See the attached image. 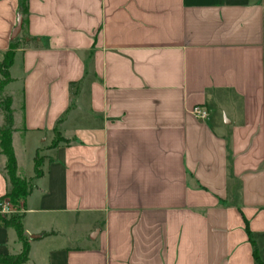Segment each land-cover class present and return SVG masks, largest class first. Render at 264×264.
Returning <instances> with one entry per match:
<instances>
[{
  "label": "crops",
  "instance_id": "obj_1",
  "mask_svg": "<svg viewBox=\"0 0 264 264\" xmlns=\"http://www.w3.org/2000/svg\"><path fill=\"white\" fill-rule=\"evenodd\" d=\"M20 13L0 0V62ZM23 25L25 264H258L254 243L264 263V0H28ZM22 250L0 221V258Z\"/></svg>",
  "mask_w": 264,
  "mask_h": 264
},
{
  "label": "trees",
  "instance_id": "obj_2",
  "mask_svg": "<svg viewBox=\"0 0 264 264\" xmlns=\"http://www.w3.org/2000/svg\"><path fill=\"white\" fill-rule=\"evenodd\" d=\"M20 12V14L23 15L24 24L25 16L28 12V0H20ZM28 46L37 47L39 46V42L32 37H24L21 41H15V39L12 41L10 49L5 53L3 61L0 62V91L4 90L6 86L13 81L10 74V67L13 63L16 50ZM7 97L9 99L7 107L4 108L1 105L4 113L3 122L0 124V154L5 155L7 158L4 169L8 177L10 189L1 198H9L13 206L18 208L21 206L25 207L26 199L33 189V183L32 179H27L18 174L17 158L13 147V134L16 131L14 110L12 108L13 99L11 95H8ZM71 141V139L63 137L61 133L58 132L57 137L50 148L56 147L60 142L70 143ZM45 159V156H41L38 150L35 156V178H39L44 174L43 164ZM22 215L23 213H15L13 219H8V217L0 213V221L2 224L14 227L17 231L19 240L23 244V250L21 253L3 255L0 258L3 264H25L29 260L30 241L24 235ZM16 217H19V219L16 220ZM47 235H49V233H44V236ZM254 255L258 264H264L255 243Z\"/></svg>",
  "mask_w": 264,
  "mask_h": 264
},
{
  "label": "built area",
  "instance_id": "obj_3",
  "mask_svg": "<svg viewBox=\"0 0 264 264\" xmlns=\"http://www.w3.org/2000/svg\"><path fill=\"white\" fill-rule=\"evenodd\" d=\"M192 114L200 119L205 120L210 115V110L206 105L196 104L191 109ZM15 211V207L13 206L11 200L9 198H0V213L1 214H10Z\"/></svg>",
  "mask_w": 264,
  "mask_h": 264
},
{
  "label": "rangeland",
  "instance_id": "obj_4",
  "mask_svg": "<svg viewBox=\"0 0 264 264\" xmlns=\"http://www.w3.org/2000/svg\"><path fill=\"white\" fill-rule=\"evenodd\" d=\"M0 78H1V74H0ZM8 95H11L10 94V91L8 89H4V90L0 91V113L2 114V116H1L2 119H3L4 110L1 107L2 106L4 108L7 107L8 103H9V99L7 97ZM12 108H13V103H12ZM23 212H24V207L21 206V207L15 208V211L14 212H12L10 214H3V215H5L6 217H8V219H13V215L15 213L21 214ZM18 219H19V217H16V220H18Z\"/></svg>",
  "mask_w": 264,
  "mask_h": 264
},
{
  "label": "water",
  "instance_id": "obj_5",
  "mask_svg": "<svg viewBox=\"0 0 264 264\" xmlns=\"http://www.w3.org/2000/svg\"><path fill=\"white\" fill-rule=\"evenodd\" d=\"M22 26H23V15L19 14L17 26L15 27V29L12 33V39L13 40L16 39L18 37V35L20 34V32L22 30ZM42 236H43V234H31L30 238L35 239V238H39Z\"/></svg>",
  "mask_w": 264,
  "mask_h": 264
}]
</instances>
